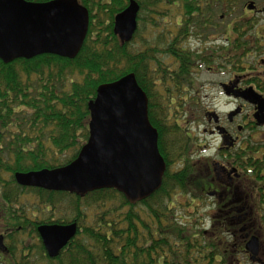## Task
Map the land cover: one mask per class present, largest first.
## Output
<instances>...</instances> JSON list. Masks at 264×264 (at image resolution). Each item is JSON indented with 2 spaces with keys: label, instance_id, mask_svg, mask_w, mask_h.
<instances>
[{
  "label": "trees",
  "instance_id": "trees-1",
  "mask_svg": "<svg viewBox=\"0 0 264 264\" xmlns=\"http://www.w3.org/2000/svg\"><path fill=\"white\" fill-rule=\"evenodd\" d=\"M127 1L77 0L88 11L89 26L80 51L72 59L41 54L7 64L0 60V184L5 181V172L12 174L11 181L15 183L13 173L17 170L54 168L71 162L88 138L87 104L95 97L98 85L133 72L148 97V117L157 129L158 148L166 162L161 186L136 204H130L122 193L110 188L91 191L83 197L33 188L40 203L50 202L47 204L52 207L61 195L75 200L72 221L78 223L79 229L55 264H230L225 258L226 237L221 219L212 227L201 226L197 218L180 217L172 207L176 191L190 196L191 139L175 118L173 110H179L169 109L165 101H175L182 93L176 90L179 77L181 82L186 80L192 59L185 52L178 54L179 49L174 48L180 37L171 36L164 44L158 36L155 46L139 50L128 43L121 44L113 33V18ZM136 1L140 6L139 21L146 10L148 18H156L152 23L155 24L165 14L164 6L179 5L184 11L181 27L195 23L197 34L204 35L206 23L216 22L220 12H231L234 2ZM238 23L239 20L233 22L231 30L235 34L231 38L237 37ZM164 57L172 59L168 66L163 64ZM157 81L164 91L162 103L156 102ZM61 154L64 160L60 158L54 164ZM178 162L179 169L171 170ZM1 190L0 208H8L14 195ZM94 202L99 203L101 213L83 225L81 220L86 212L82 214L81 207ZM140 204L147 207V217L136 209ZM124 206L125 211L116 213Z\"/></svg>",
  "mask_w": 264,
  "mask_h": 264
},
{
  "label": "flooded vegetation",
  "instance_id": "flooded-vegetation-1",
  "mask_svg": "<svg viewBox=\"0 0 264 264\" xmlns=\"http://www.w3.org/2000/svg\"><path fill=\"white\" fill-rule=\"evenodd\" d=\"M242 3L236 38H231L235 34L231 30L233 23H220V15L216 22L206 23L207 37L202 32L197 34L195 23L184 29L181 23H176L178 29L170 36L180 37L174 47L179 49L178 54L185 52L192 59L186 80L181 82L179 77L176 90L193 92L192 104H199L206 120L201 125V134L213 137L201 145H191L189 202L205 206L203 217H211L210 227L222 220L226 237L225 258L230 264H264V21H260L264 0H242ZM216 29L220 37H212ZM159 36L164 43L165 34ZM200 37L202 44L192 49L191 38ZM133 40L134 37L130 45ZM186 42L189 46L183 47ZM198 66L206 73L227 76L225 80L211 84L207 88L208 94L203 97L199 95L204 86H195L190 76ZM220 101L229 106L223 116L216 113ZM193 118L198 124L196 114ZM190 139H193L191 135ZM43 168L48 167L39 169ZM14 185L19 191L35 193L33 188L36 187ZM2 188L3 183L0 184ZM12 199L6 204L8 208L4 205L0 208V264H34L32 255L37 252L47 264H55L67 245L56 256H49L37 227L40 224H66L70 220L25 217L12 208L15 196ZM250 238L258 242L254 258L245 250Z\"/></svg>",
  "mask_w": 264,
  "mask_h": 264
},
{
  "label": "water",
  "instance_id": "water-1",
  "mask_svg": "<svg viewBox=\"0 0 264 264\" xmlns=\"http://www.w3.org/2000/svg\"><path fill=\"white\" fill-rule=\"evenodd\" d=\"M139 4L128 0L113 18V33L121 44L137 29ZM89 26V14L77 0H0V60L31 59L41 54L74 58ZM88 138L68 164L27 172L17 171L20 186L66 191L79 196L110 188L130 204L151 196L162 183L166 162L158 148V132L148 117V97L133 72L98 85L88 101ZM47 254L56 256L77 233L76 222L40 224ZM245 250L252 258L258 242Z\"/></svg>",
  "mask_w": 264,
  "mask_h": 264
},
{
  "label": "rangeland",
  "instance_id": "rangeland-1",
  "mask_svg": "<svg viewBox=\"0 0 264 264\" xmlns=\"http://www.w3.org/2000/svg\"><path fill=\"white\" fill-rule=\"evenodd\" d=\"M243 3L242 0H234L233 2V8L231 9V12L229 13H218L220 15L219 22L223 24L227 23H233L235 20H238L239 16L241 15V7ZM162 9L165 10V14L162 15V17H159L158 22L155 24H152L156 18L155 17H149L146 10H143L142 20L138 22V28L136 35L134 37L133 42L131 43L130 47L135 49H140L139 47L145 49L146 46H155L156 42L158 40L159 34L164 33L165 39L164 44L167 41L170 35L174 34L176 30L178 29V26L176 23L180 24V18L183 14V9L177 5V6H171L166 5ZM260 21H264V14L261 15ZM203 35V34H202ZM204 36V35H203ZM221 34L219 33L218 29L213 30L212 37H220ZM197 39V38H196ZM195 38H191L190 47L193 49L195 46L199 47L200 44H202L200 39L202 37L198 38L196 40ZM184 46H189V42H186L183 44ZM157 57L159 58L158 54L155 53ZM172 62V59L170 57H164L163 58V64L168 66ZM151 67L155 68V64L151 63ZM194 80V85L197 87H200L203 85L204 87L201 88V96L203 97L208 94L207 88L211 84H216L222 80H225L226 77L222 76L220 74H211L206 73V70L204 68H200L198 66V70L193 72L190 75ZM155 90L158 91L156 93V102L160 101L162 103V94H164L163 89L161 88V85H159L158 81L155 85ZM193 93V92H191ZM188 93V91L180 93V95L177 97V99L174 101L173 98L169 99L168 101H165V106H168L169 109L177 108V110H173L175 113V118H178V123L181 124V128L191 135L193 137L191 141V145H201L205 142H209L213 139V137L210 136H204L201 134L202 130V123H204L206 120L203 118V110L199 108V104L194 105L193 102V94ZM184 97V98H183ZM210 109V108H209ZM229 109V106H225L223 104V101H220L217 103L216 113L218 115L223 116L225 111ZM197 115L199 122L196 124V120H194V115ZM173 118V119H175ZM173 119L169 120L168 123H172ZM197 125V126H196ZM199 127V128H198ZM171 136V135H170ZM212 149H214L215 144H211ZM62 155V154H61ZM61 158V160H60ZM64 156H58V158L53 162L54 164L57 163L59 160L63 161ZM177 163V166L171 167V170L179 169V164ZM3 179L5 180L3 183V192L13 194L14 196L17 195L16 201L13 203L12 208L17 209L19 213L24 215L25 217H34L37 220H44L48 219L49 217H64L65 219L71 220L75 216L74 211V205L75 200L72 197L67 196H59L56 198L55 205L52 207L47 208V204L40 203V199L37 197V195L33 191H19L17 187L14 185L15 183L11 181L12 174L10 172H5L2 174ZM1 190V189H0ZM2 191V190H1ZM18 192V193H17ZM189 195L180 193L176 191L175 195H173V211L180 217H194L197 218L198 221L201 222V226L209 227V219L211 217H203L206 209L205 206H195L191 202H189ZM175 201V202H174ZM155 202V201H154ZM98 202H94L89 207H81V212L84 214L86 212V215L84 218H82L81 222H83V225H87L92 222V220L95 218V216H98L100 214L101 210L98 207ZM155 204V203H153ZM157 204H155L156 206ZM127 209L126 206L122 207L120 210H118L116 213H119L120 211H125ZM137 210L141 211L142 217H147V207L143 205H138L136 207ZM159 209H163V204L160 201ZM22 211V212H21ZM94 217V218H93ZM26 238V237H25ZM26 242H29L28 240ZM244 262H246V259H242ZM241 260V263H244ZM32 261H34V264H47L43 259L40 257V253L37 252L36 254L32 255ZM246 264V263H245Z\"/></svg>",
  "mask_w": 264,
  "mask_h": 264
}]
</instances>
